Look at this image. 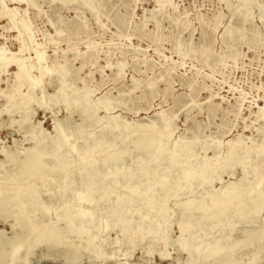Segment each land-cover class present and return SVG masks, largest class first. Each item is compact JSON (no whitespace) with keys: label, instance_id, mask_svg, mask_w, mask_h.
I'll use <instances>...</instances> for the list:
<instances>
[{"label":"rangeland","instance_id":"rangeland-1","mask_svg":"<svg viewBox=\"0 0 264 264\" xmlns=\"http://www.w3.org/2000/svg\"><path fill=\"white\" fill-rule=\"evenodd\" d=\"M2 1L11 10L13 22L2 10ZM83 2L0 0V48L7 50L5 63H0V161L5 162V152L14 154L16 162L21 161L23 154L34 148L45 155L43 160L50 166L51 153H63L65 159L72 161L66 153L72 147L73 162L83 151H90L101 172L128 173L131 177L115 186L110 180L86 179L81 165L72 166L74 180L70 179V189L74 193L86 195L87 184L95 183L87 194L94 202L88 208L85 205V211L97 214L103 227L105 221L112 225L115 222L104 211L107 206L112 207L113 201L109 200L114 197L106 196L98 202L102 192L99 186L103 189L106 185L107 191L142 186L138 187L137 196L131 197L136 200L130 206L134 213L128 238L115 244V238L121 235L117 227L107 230L105 236V252L114 254L117 262L93 263L82 252L83 257L76 264H192L190 260L198 257L180 251L178 245L181 205L188 200L196 204L207 195L205 192L209 195L238 181L242 170L235 167L233 176L224 172L221 182L213 184V191L198 187L191 192L187 185L177 191L173 179H167L172 186L167 191L168 219L155 235L146 234V229L141 238L136 235L138 225L147 213L145 203L149 195L156 191L157 178L147 181L135 176H140L145 162L148 168L157 163L166 168L168 148L159 158L153 154L144 156L133 142L144 139L148 134L145 126L156 124L160 112L169 121L171 141L195 140L193 164L217 157L221 164L234 144L237 150L264 153V0H91L87 5ZM22 18L29 26L26 31L20 25ZM34 50L40 53L41 63ZM18 61L28 72V79L18 71ZM62 75L65 78L60 85ZM84 95L89 100L83 113L79 104ZM105 101L109 110L94 106L95 102ZM88 117H92L90 121ZM25 118L27 121L22 122ZM54 142H58L57 146ZM114 152L122 156L103 167L98 164V160ZM248 162L251 168L257 166L264 173L263 161L253 155ZM14 168L13 160L6 162L0 167V176ZM19 172L20 169L16 171ZM253 178V173L244 175L243 184ZM32 183L40 186L38 180ZM51 187L55 190L53 183ZM46 189L48 186L41 191ZM41 197L52 212L57 206L55 200L47 199L44 193ZM15 219L16 216L0 223V231L12 240L10 225L16 224ZM188 221L196 222L194 217ZM229 222L233 231L228 236L242 242L248 236L245 231L252 232L249 236L264 232V210L257 216L248 215L244 221L232 217ZM226 223H222L225 227L213 223L208 228L209 224L202 221L190 228L189 233L195 234L193 240L188 235L182 240L188 246L214 243L227 234ZM214 232L204 237L205 233ZM261 246L259 250L252 244L240 243L233 252L235 263L231 264H264V242ZM61 247L35 249L32 264H69L64 259L66 248ZM255 255L258 261L252 260ZM211 262L201 264H218Z\"/></svg>","mask_w":264,"mask_h":264},{"label":"bare ground","instance_id":"bare-ground-1","mask_svg":"<svg viewBox=\"0 0 264 264\" xmlns=\"http://www.w3.org/2000/svg\"><path fill=\"white\" fill-rule=\"evenodd\" d=\"M13 1L20 2L21 0ZM75 1L77 0H71V2ZM84 2L87 5L90 4L91 0H84ZM1 5L2 10L6 12L9 20L13 22V16L10 13L11 10L5 8L3 1L1 2ZM20 25L24 31L29 28L23 18L20 20ZM20 51L21 48H19V52ZM6 52L7 50L4 47L0 48L1 64H4L6 61ZM34 55L38 62L41 63L40 53L34 50ZM18 62V71L28 79V72L24 70V66L20 64V61ZM64 78L65 75L60 77V85ZM58 92H60V89H58ZM57 98L58 96L55 97V99ZM88 100L89 96L86 97V95H84L83 103L79 104L80 111L83 113L86 108L85 104ZM94 106L105 111L109 110L106 101L95 102ZM16 109H18V107L15 108V110ZM88 118L90 121L92 117ZM26 121L27 119L25 118L22 122ZM156 121V124L151 123L150 125L145 126L148 130V134L145 135L142 141H135L133 144L136 150L143 151L145 154L144 156L150 154L151 156L154 155L156 158H159L163 153V150L168 148L166 158L168 163L166 168L161 167V164L159 165L158 163L154 168H148V163L145 162L141 169L142 172L140 176H135L147 181L157 178V183L154 187L156 191L149 195L147 202L145 203L147 213L141 217V223L138 225L136 235L142 238L146 233V229L148 230L146 234L155 235L162 223L168 219V217H166L168 210L167 191L171 190L172 186L167 183V179H173V184L176 185L175 189L177 191L181 190L186 185L191 192L198 187H202L203 189L209 188L211 190L214 183L221 182V176L224 172L233 176V169L235 167H240L242 170V177H240L238 181L230 182L217 191L211 190L213 192L209 195L205 192L204 194L207 195L201 197L196 204L194 201L188 200L181 205L183 214L178 223V245L180 251H184L192 257H198L197 259L190 260L192 261V264H201L202 262L209 260L212 261L211 263L215 262L218 264L235 263L236 259H234L235 256L233 257V252L240 243L245 244L246 246L252 244L260 250L262 247L261 245L264 242V232L257 231V235L249 236V233L251 234L252 232L245 231L244 234L247 233L246 235L248 236L246 238V235L243 234V237L245 238H243L242 242H236V239L232 240L228 235L233 231V224L229 222L232 217H237L238 221H244L248 215L257 216L264 210V173L260 171L257 166L251 168L248 164V161L251 160L253 155L254 157H257L259 161L261 160L264 162L263 150L253 151L245 149L241 151L237 150V144H234L233 148H229L224 156L222 155L223 161L221 164H219L218 157L193 164L191 161L193 158V150L196 145L195 140H183L184 138H178V140L171 141L172 130L170 129L168 119L159 112L156 115ZM112 127L114 128V126L111 125L110 128ZM120 127L124 128L125 125H121ZM54 144L57 146L56 144H58V142H54ZM96 146L97 143L94 144V147ZM152 146H154L153 149H151ZM36 148L40 149L37 146ZM40 151H43V149H40ZM72 151L73 148L71 147L69 151L66 152L68 155H71L72 161L65 159L63 153L60 155L55 153L49 154V158L52 159L50 166H46L43 160L45 155L39 153L38 150L34 148L28 149L26 153L23 154V160L18 162L15 161L14 154L4 153L5 162L3 163L0 161V167L3 168L6 162L13 160L15 168L11 170L14 173L10 174L9 172L11 171H9L0 176V223L5 224L15 216L17 222L16 224L10 225L14 240L7 238V236L0 231V264H32L31 260L34 256L35 249L46 247V249L48 248L47 250H51V248L54 250V247L59 246L66 248L65 253H62H64V259L69 264L78 263L82 256V252L86 254L84 256L88 257L90 262H97V260L98 262H117L114 254L110 255L105 252V246L108 242L105 236L109 233H107V230H112L117 227L119 228L118 230H120L121 235L119 238L118 231V236L115 238V244H120L128 238L127 230L131 226V221H133L131 218L134 213V211L130 209V206L134 204L136 200V197L133 199L131 197L134 195L137 196L136 192L138 191V187L142 186L121 187L122 185H120V190L113 191H107L105 188L107 187L106 185H103V189L102 186H99V190H102V192L99 197L100 201L98 202H101L106 196L114 197V200H109V202L113 201L112 207L109 208L107 206V208H104V211L110 213V216L115 219V222L112 225L110 221H105V226L103 227V221L100 217H97V214L92 212V210L85 211V205L87 207L94 202L93 199L91 200L87 197V194H89L90 186L95 183H92L91 185L87 184L86 195L80 192L74 193L70 189L71 182H73L70 181L74 170L72 166L76 163L81 165L80 168L83 171V177L86 179L94 180V182L103 181L104 179L110 180V184H115V186H117L118 183L121 184L131 176L128 173L119 175L118 171L116 173L101 172L100 166H97L98 169L95 167L97 161L92 158L90 151L88 153L83 151L80 156H78L76 162H73L74 157ZM121 156L122 153L120 152L110 153L98 160V164L100 163L101 167H103L107 162L112 159H118ZM146 158L147 157H145V159ZM74 168L76 169V167ZM19 169L20 172L16 173ZM102 173L103 176H100ZM248 173L254 174L253 181L243 184L244 175H247ZM36 180L40 182V186L38 187L32 183V181L34 182ZM72 180H74V178ZM59 181L62 183V187L60 186ZM52 183L55 190L51 187ZM44 186H48V189H46L45 192H42L41 188ZM206 191L208 192V190ZM161 192L163 193L162 199L159 198ZM43 193L46 194L47 199H54L57 204L52 212L48 211V206L41 197V194ZM107 203L108 202L106 201V204ZM83 207L84 209H82ZM50 213L51 215L49 216ZM126 214L128 217H126ZM149 215H152L151 220H149ZM192 217H194L196 221L194 224L188 221ZM202 221L209 224L208 228H210V225L213 223L220 225L223 221H227L226 224L229 230H227V234L223 237L225 238V242L222 243V238L211 244L201 243L197 246H188L187 242L182 240V238L185 237V235H188L189 240H193L195 234L192 235L189 233L190 228H193L195 224H199ZM217 231L218 230L215 232ZM215 232L205 233L204 237H208L210 234H215ZM103 233L105 234L102 235ZM230 240H232V242H230ZM108 246H110V244ZM60 251L57 252L59 253ZM256 258L257 255L253 256L252 260L258 261V258ZM80 261L82 262L84 260Z\"/></svg>","mask_w":264,"mask_h":264}]
</instances>
